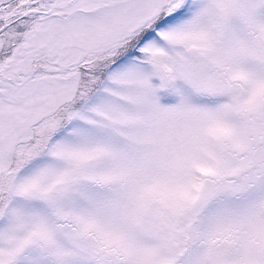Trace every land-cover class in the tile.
I'll return each instance as SVG.
<instances>
[{"label": "snow or ice", "instance_id": "6c2138e0", "mask_svg": "<svg viewBox=\"0 0 264 264\" xmlns=\"http://www.w3.org/2000/svg\"><path fill=\"white\" fill-rule=\"evenodd\" d=\"M0 264H264V0H0Z\"/></svg>", "mask_w": 264, "mask_h": 264}]
</instances>
